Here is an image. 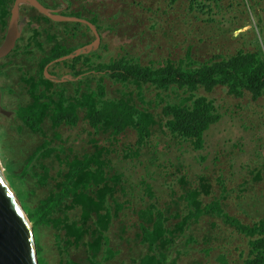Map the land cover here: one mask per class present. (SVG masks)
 Returning <instances> with one entry per match:
<instances>
[{"label": "rangeland", "instance_id": "rangeland-1", "mask_svg": "<svg viewBox=\"0 0 264 264\" xmlns=\"http://www.w3.org/2000/svg\"><path fill=\"white\" fill-rule=\"evenodd\" d=\"M40 1L59 9L67 4L66 9H61L64 13L95 24L101 44L98 49L79 56L96 52L103 61L127 57L144 65L157 66L167 59L179 61L189 56L191 63L200 65L215 56L233 55L239 49L254 51L258 45L263 47L264 0H202L204 8L191 7L190 0ZM13 4L14 1L9 6V12ZM40 14L28 4L20 5L22 36L12 54L0 60V159L6 177L11 175L12 180L22 172L29 154L43 140L42 135L30 131L16 113L30 100L28 87L22 82L23 72L36 74L39 63L55 42L61 41L79 49L94 39L93 33L82 24L53 23L42 19V27L54 36V42L40 48L35 40V28L39 27V23L33 21V17ZM74 27L78 28L76 36H72ZM5 33L6 30L0 32V44ZM43 39L37 38L38 42ZM59 63L51 66L53 70L47 71L53 73L60 83L79 80L69 68L59 66ZM79 65L81 69L82 64ZM105 81L108 93L118 95L120 87L109 79ZM159 92L162 98L157 96ZM145 93L146 106L156 114L161 112L165 102L179 99L172 90L161 92L145 88ZM199 93L214 100L221 114L220 121L206 132L202 150H194L189 142L173 138L160 125L154 129L150 147L141 148L140 157H126L127 148L136 143L137 134L133 129H128L117 140L110 137L102 139V144L112 149L109 157L114 170L123 173L124 179L131 185L127 196L119 193V199L133 201L114 220L108 233L114 257L104 260L103 264H132L148 252L147 246L137 237L139 219L135 211L144 207V201L140 200V196L145 194L142 180L152 185L153 201L162 208L171 204L174 212L177 207L173 202L178 201L184 192L179 181L184 179L185 182L195 183L198 176L205 175L212 186V195L207 201L221 199L223 208L246 224L264 219V97L257 101L247 94L234 97L223 86L209 94ZM136 101L141 102L139 98ZM54 130L49 122L43 125L47 137H53ZM89 130L83 120L76 127L62 126L56 129L61 139L55 141L75 151L92 150ZM47 161L51 162V159ZM58 169L56 164L52 174L55 175ZM26 177L27 186L33 191L32 198H43L50 187L42 186L31 174ZM17 178L15 176L16 182ZM14 191L17 194L18 190ZM145 200L149 198L145 197ZM56 233L54 228H43L41 231L45 263L67 264L68 259H72L85 264L82 251L69 250L70 255H67L60 248ZM208 236L211 240L207 246L205 239ZM208 248L212 249L209 251ZM248 251L246 237L220 219L203 217L187 230L185 236L177 239L170 260L176 259V264H219L218 258L224 255L229 264H242Z\"/></svg>", "mask_w": 264, "mask_h": 264}, {"label": "trees", "instance_id": "trees-1", "mask_svg": "<svg viewBox=\"0 0 264 264\" xmlns=\"http://www.w3.org/2000/svg\"><path fill=\"white\" fill-rule=\"evenodd\" d=\"M13 1L0 0V32L8 26L11 15L8 9ZM201 1L190 0L191 7H206ZM33 18L39 23L35 28L37 38L44 37L43 41L35 40L40 48H44V44L54 42V36L42 27L41 20L51 21L41 14ZM77 29L73 28L72 36L78 35ZM262 44L263 47L258 45L254 51L239 49L233 55L215 56L200 65L191 63L189 56V61L167 59L157 66L144 65L127 57L103 61L102 56L94 52L59 63V66L69 68L79 80L56 83L45 77V66L77 48L66 47L59 41L47 51L36 74L24 71L22 82L28 87L30 100L16 113L23 124L33 133L41 134L43 140L29 154L22 172L15 175L18 182L15 176L13 180L11 175L7 179L11 187L18 190L17 196L33 223L39 263L46 264L40 241L43 228L57 230V243L67 255L73 249L82 251L85 264H103L104 260L112 259L114 251L110 248L108 233L120 211L133 201L119 199V193L127 196L131 185L123 173L114 170L109 157L112 149L102 144V139L117 140L128 129H133L137 139L134 146L127 148L126 157H140L141 148L150 147L154 129L160 125L173 138L189 142L194 150H202L206 132L220 121L221 114L214 100L199 92L209 94L223 86L234 97L247 94L254 101L264 97V38ZM80 63L84 70L78 68ZM106 79L120 87L118 95L108 93ZM145 88L161 92L172 90L179 99L165 102L161 112L156 114L146 106ZM157 96L163 97L160 92ZM81 120L90 128L92 150L75 151L55 141L61 139L56 129L76 127ZM46 122L55 129L53 137H47L43 132ZM56 164L59 169L53 175ZM28 174L37 178L42 186L50 187L43 198H32L33 191L27 186ZM179 182L184 192L173 202L177 207L173 212L171 204L162 208L153 201L152 185L141 181L145 185V194L140 196L144 207L135 211L139 219L137 237L147 246L148 252L132 264H176V259L170 260V257L177 239L185 236L187 230L203 217L220 219L248 239L249 251L242 264H264V219L246 224L229 214L221 199L207 201L212 195V186L205 175L198 176L195 183L184 179ZM210 240L206 237L207 246ZM218 261L229 264L224 255ZM67 264L79 263L68 259Z\"/></svg>", "mask_w": 264, "mask_h": 264}, {"label": "water", "instance_id": "water-1", "mask_svg": "<svg viewBox=\"0 0 264 264\" xmlns=\"http://www.w3.org/2000/svg\"><path fill=\"white\" fill-rule=\"evenodd\" d=\"M28 4L37 9L39 13L56 22H76L87 25L93 32L95 39L91 44L77 49L74 53L66 55L56 61L74 58L80 54H87L99 48L100 34L87 19L76 16L60 14V9H51L39 0H15L8 21L7 31L0 45V60L6 58L15 49L17 41L22 35L19 26L20 5ZM48 78V71L45 70ZM70 78V77H67ZM65 79H62V81ZM0 264H40L33 223L26 213L14 189L11 187L5 169L0 159Z\"/></svg>", "mask_w": 264, "mask_h": 264}, {"label": "flooded vegetation", "instance_id": "flooded-vegetation-1", "mask_svg": "<svg viewBox=\"0 0 264 264\" xmlns=\"http://www.w3.org/2000/svg\"><path fill=\"white\" fill-rule=\"evenodd\" d=\"M15 1V0H14ZM40 1V0H39ZM41 2V1H40ZM42 3V2H41ZM62 3L64 4V2L62 1ZM43 4V3H42ZM44 5V4H43ZM46 6V5H45ZM46 7H48V8H51V9H53V10H55V9H59V8H52V7H50V6H46ZM67 8V4H64V8H61V9H66ZM60 9V14L61 15H65V16H73V15H71V14H66V13H64L63 12V10H61ZM44 16V15H43ZM46 17V16H45ZM47 18V17H46ZM49 19V18H48ZM51 22H53V23H55L56 21H53V20H51V19H49ZM89 21V20H88ZM91 22V21H90ZM92 23V22H91ZM80 24H82V25H84V26H86L85 28L88 30V31H90V32H92L91 30H90V28L87 26V25H85V24H83V23H80ZM93 24V23H92ZM95 25V24H94ZM7 31V30H6ZM22 31H23V29H22ZM93 33V32H92ZM6 34V33H5ZM5 34H4V37H5ZM94 35V34H93ZM22 36V35H21ZM21 38V37H20ZM20 38H19V40L17 41V44H16V47H17V45L19 44V41H20ZM94 39H95V36H94ZM94 39L92 40V41H88L84 46H86V45H88V44H91L93 41H94ZM1 45V44H0ZM83 46V47H84ZM16 47H15V49H16ZM66 47H69V44H66ZM14 49V50H15ZM78 48H76L75 50H74V52L77 50ZM13 50V51H14ZM12 51V52H13ZM12 52H11V54H12ZM74 52H71L70 54H72V53H74ZM11 54H9L8 56H10ZM70 54H68V55H70ZM7 56V57H8ZM6 57V58H7ZM64 57V56H63ZM62 58V57H61ZM5 59V58H4ZM57 59H59V58H56V59H53V60H51L50 62H48L47 63V65L45 66V68H44V70H43V73H44V75H45V70L46 69H48L49 71H51V70H53V68L51 67V66H53V65H56V64H58L59 62L58 61H56ZM46 77V76H45ZM56 76L53 74V73H49L48 72V79H50V80H52L53 82H59L60 80L59 79H57V78H55Z\"/></svg>", "mask_w": 264, "mask_h": 264}]
</instances>
